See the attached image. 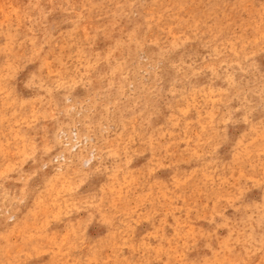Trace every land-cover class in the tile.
Segmentation results:
<instances>
[{
	"label": "rangeland",
	"instance_id": "obj_1",
	"mask_svg": "<svg viewBox=\"0 0 264 264\" xmlns=\"http://www.w3.org/2000/svg\"><path fill=\"white\" fill-rule=\"evenodd\" d=\"M0 264H264V0H0Z\"/></svg>",
	"mask_w": 264,
	"mask_h": 264
}]
</instances>
